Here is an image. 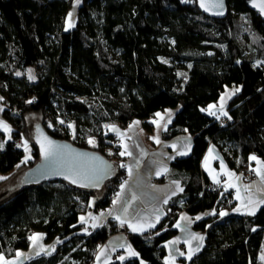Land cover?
<instances>
[{"label": "trees", "instance_id": "16d2710c", "mask_svg": "<svg viewBox=\"0 0 264 264\" xmlns=\"http://www.w3.org/2000/svg\"><path fill=\"white\" fill-rule=\"evenodd\" d=\"M73 1L0 0V94L12 129L0 150V172H29L41 161L31 114L41 117L38 127L51 137L105 155L114 172L101 189L48 179L12 183L13 192L0 201V254L15 260L17 252L29 251V237L41 232L55 251L26 256L23 264H93L117 223L110 219L85 232L80 217L111 206L126 177L118 137L107 126L141 120L152 132L155 114L173 108L163 138L189 133L193 148L172 162L165 179L180 180L183 191L169 200L154 229L129 234L139 256L110 264H166V243L176 235L182 211L204 213L194 229L205 244L191 261L183 257L177 264H259L264 206L254 216L233 212L234 189L225 191L224 180L211 186L202 161L210 144L244 175L253 174L250 156L264 160V19L244 0H228L223 19L204 13L197 0H83L77 24L67 29ZM28 69L31 74L22 73ZM237 87L225 107L231 119L207 113L227 88ZM73 121L75 136L68 127ZM23 139L32 145L26 163Z\"/></svg>", "mask_w": 264, "mask_h": 264}, {"label": "crops", "instance_id": "0c3cea01", "mask_svg": "<svg viewBox=\"0 0 264 264\" xmlns=\"http://www.w3.org/2000/svg\"><path fill=\"white\" fill-rule=\"evenodd\" d=\"M232 92H233V89L227 88L221 96V97H224V96L226 97V102L224 103V110H225L227 102L232 97L231 95ZM229 95H230V98H229ZM0 97H2L1 94H0ZM220 104H221V98L219 99L217 103L211 104V105H215L216 107L213 109H210L211 111H215L216 116L218 117L224 116L220 112ZM0 107L4 108L3 100H0ZM167 110H163L159 112L163 116V120L160 121L161 126L159 129H157V126L153 124L154 128L152 132L147 131V129L144 126L143 121L141 120H134L126 125L121 124V123H115L116 126H118L120 132L124 134L123 139H121L120 136L115 133L118 137V142H119L121 151L125 150L124 145H126L127 151L131 153V155H124V156L120 155L122 159L121 162L122 164L131 167L132 175L131 176L129 175L128 167H125L126 177L121 182L117 190V196L119 194V198H120L119 204H114V201H116L117 199L116 197L112 201L111 206H109L107 209L99 210L97 212L89 211L81 215V217L86 218V223H84L85 228L87 229L93 228L92 227L93 224L102 226L106 224L107 221H109L110 219H114L117 224H120V222L116 219V216L121 215L123 218V213L121 212V209L124 207L126 202L130 205L127 210L128 220L135 223L137 220V215H136L137 213H139L140 217L146 218L147 220H152V221H155L156 216L159 215L160 220H161L166 214L165 209H166V205L169 202V200L172 197L181 193L179 189L183 188V186L180 180L174 179L173 177L165 179V177L169 174L172 162L175 159L185 157L191 153L192 148H193V137L189 133H183V134L177 135L168 140L163 138L164 125L167 124V127L169 126L170 123H167V121L169 118L172 121L175 111L177 109L171 110V117H169ZM208 110H209V107L206 110L207 113H208ZM0 120H3L5 123H7V121L3 117V111L0 112ZM153 120H160V118L155 116V118L152 119V121ZM136 121H139L138 125H134V122ZM0 132H3L2 136L5 138L6 134H4L3 129H0ZM157 135L159 136V140H160L159 144L156 143L154 139H151V137H154ZM186 142L191 145V150L188 151L187 155H183V156L178 155L177 154L178 152L184 150ZM173 144L176 145L175 148L171 147V145ZM209 149H213L211 156H209ZM206 157L209 158L207 169L205 167ZM221 160H223V163L226 166L228 171L235 173L236 176H241V179L238 181L237 180L230 181L228 176L223 175L222 169H221ZM251 162H252V166L250 167L251 169L260 167V165H258L256 161L251 160ZM202 169L205 175L213 183H215L213 180V176L217 174H219L217 178L220 180V182L224 180V182L236 183L237 186L240 188V195L244 198H246L248 195H252L254 198L255 197L264 198V192L260 191L261 188H264V182L260 180V177L257 176L254 172H252L253 176L255 177V180H254V183L252 184V187L246 192L244 190V185H249V184L246 183L243 175H241L240 172H237L236 170L230 168L221 150L215 144L209 145L204 155L203 161H202ZM5 177L8 178V181L5 184H7L9 181L12 182V180H15L13 183L19 184V183H22L23 180L27 179L28 171L26 170L16 171L12 176L11 174H8ZM122 184H125V187L123 188V190H121ZM177 185H179V187H177ZM233 189L235 191V200L237 201L236 208L241 207V201L236 199V189L235 188ZM173 192H175L174 195L172 194ZM133 196H135L136 199L133 200L132 199ZM165 199H167L168 201L166 204L163 203ZM110 209L112 210L111 215L108 214ZM156 209H159V211L157 212ZM235 209L233 210V212H236ZM236 213L243 214V209L241 210V212H236ZM89 214H91L92 217H97L98 219L89 218ZM182 216L190 217L192 220V223L186 224V222L181 219ZM197 216L202 217L204 216V213H200L196 216H192L186 211H182L180 213L178 219L175 222V225L180 224L181 227H186L187 231H181L180 228H177L174 225L175 229L177 230V233L173 238H171L166 243V247H167L166 262L168 261L170 254H171V257L175 259V264H177L179 259L187 256L188 245L184 241L188 239L189 233L203 235L204 240L202 242L200 250L204 247L205 235L202 232L194 229V222L195 220H197L195 219ZM152 229H148L147 231H144L143 233L149 232ZM38 233L43 234L41 232H37V234ZM130 233L140 234V232H132L128 228L126 233L124 234L114 233L104 243L100 244L99 249L95 255L93 264H110L113 261H121L119 257L122 255L125 256V260L129 258L137 257V256H129V253H128V247H127L128 245L131 246L132 250L136 251L129 240ZM43 238L45 239L44 234H43ZM176 238H179L180 243L176 245L169 244L170 241ZM191 243L193 247H196L198 244H200L199 241H192ZM121 245H123V247H121ZM46 249H48L49 252L52 251V249L49 248L48 246L46 247ZM102 249L104 250V255H101ZM181 252L185 253V255L181 256L179 254ZM40 253H44V252L41 250ZM261 255H262V252L260 254V257ZM259 264H262V262L261 263L259 262Z\"/></svg>", "mask_w": 264, "mask_h": 264}, {"label": "snow or ice", "instance_id": "6c2138e0", "mask_svg": "<svg viewBox=\"0 0 264 264\" xmlns=\"http://www.w3.org/2000/svg\"><path fill=\"white\" fill-rule=\"evenodd\" d=\"M184 3H188L189 0H183ZM81 3V0H76V4L79 5ZM199 4L200 7L204 9V11H209L210 9H218V11H214L213 14L214 15H223V8H224V3L223 0H214L213 3H211L210 5L205 3V0H199ZM253 7L259 8V11L261 14H264V0H253ZM73 17V13L69 12L68 13V17H67V23L69 27H74L75 24L73 23L72 20ZM31 70H29L30 72ZM16 75H21V73L17 72ZM35 77L33 76H29V79H34ZM240 88H234L233 92L231 93V95H235L236 92H239ZM227 95V94H226ZM230 98V95H229ZM3 97H0V100H3ZM223 99L224 97H221V104H220V112L224 115L227 116L228 119H231L230 116H228V112L224 110V103H223ZM29 103H31V101H29ZM215 105H209V110H208V114L212 115V116H216V112L215 111H211L210 109L215 108ZM3 111V108L0 107V112ZM201 111H205V109H201ZM169 117H171V110H167ZM157 117L160 118V120H153L152 123L155 124L157 126V129L160 128L161 124L160 121L163 120V116L161 113L157 112L155 114ZM217 119H219V117H217ZM59 123L63 124L64 121L61 120L59 121ZM167 123H171V119L169 118ZM139 121L134 122V125H138ZM49 127H51V125H49ZM69 128L72 129V133L73 136H75V126L73 124H69L68 125ZM107 127H109V129L113 132H115L117 135L120 136L121 139H123V133L120 132V130L114 126V125H108ZM0 129H3L4 132L8 133V140L12 139L11 136V132L12 129L11 127L5 123L3 120H0ZM164 131H167V124L164 125ZM187 131V130H185ZM151 139H154L156 143H160L159 140V136H154L151 137ZM89 144H92L94 147L96 146V142L93 139H90ZM7 143V141H3L0 142V150H2L4 148V145ZM23 146H24V150L25 152L29 153L27 156H25L24 158V163H26L28 160L32 159L31 156V149L28 147V141L24 140L23 141ZM17 147H20V145H17ZM41 147V154L43 159L48 163V167L51 168L55 174L57 175H63L64 179L69 180L70 183L72 184H80V187H98L100 185V182L110 173L107 171V165L106 162L101 161L100 166H91L88 169H83L82 167L78 166L75 162H66L65 160L62 159V155H63V148L64 146H60L55 144L54 141H52L51 139H49L48 137H44L43 142L40 145ZM171 147L175 148L176 145L173 144L171 145ZM124 151H121L119 153V155L124 156V155H131L130 152L127 151V146L124 145ZM191 150V145L189 143H185V147L184 150L178 152V155H187L188 151ZM213 149H209V156H211ZM111 154V153H109ZM86 156V154H83ZM251 160L256 161V163L258 165H260L259 168H253L251 169L252 172H254L257 176L260 177V180L262 182H264V160L259 159L256 155H252L249 157ZM208 157L205 158V167L206 169L208 168ZM17 167H19V165H17ZM120 167H128V173L131 176L132 175V169L130 166L121 164ZM221 169H222V174L226 175L229 177V180H240L241 176H236L235 173L228 171L226 166L223 163V160H221ZM219 174L214 175L213 176V180L215 183L220 184V180L217 178ZM242 175V174H241ZM2 179H6V177H0V180ZM83 181V182H82ZM126 184V182H125ZM125 184L121 185V190H123V188L125 187ZM177 187H179V185H177ZM225 191H227L228 188H235L236 189V199L241 201V207H238L235 209L236 212H241V210L243 209V214L246 215H250V216H254L256 215V212L261 208V206H264V198H260V197H253L252 195H248L246 198L242 197L240 195V188L237 186L236 183L233 182H226L225 185ZM252 187V185H244V190L247 192L250 188ZM181 192L183 191V188L179 189ZM260 191L264 192V188H261ZM173 195L175 194V192L172 193ZM132 199H136L135 196L132 197ZM167 199H165L163 201V203H167ZM120 203V198H119V194L117 196L116 201H114V204H119ZM130 205L126 202L124 207L121 209V212L123 213V218L121 215H117L116 219L120 222V226H124L127 225V227L132 231V232H140L143 233L144 231H147L148 229H152L156 227V224L159 223L160 221V216H156L155 221L152 220H147L146 218H142L139 216V213H137V220L136 222H132L130 220L127 219V215H128V207ZM156 211L158 212L159 209H156ZM109 215L112 214V210H109ZM212 215H215L216 213L213 211L211 213ZM228 215L227 212H221L220 216H226ZM89 218L91 219H98L97 217H92L91 214H89ZM202 217L197 216L195 219L199 220ZM182 220H184L186 222V224H191L192 220L190 217L188 216H182L181 217ZM80 222L81 223H86V218L85 217H80ZM100 225L97 224H93L92 227H98ZM74 227V226H73ZM175 227L180 228L181 231H187L186 227H181L180 224H176ZM256 229L253 228L252 231H255ZM85 232H87V228L84 229ZM156 235H159V232L156 233ZM30 240L33 241V247H37V241L42 240L43 239V234H34L33 236L29 237ZM204 240V236L203 235H199V234H194V233H189L188 239L185 240L184 242L188 245V252H187V260L191 261L193 259V256L196 255L197 252L200 251V247L202 245V242ZM192 241H199L200 244H198L196 247H193L192 245ZM180 243L179 238H176L172 241L169 242V244L171 245H176ZM121 247H123V245H121ZM128 253L129 256H139V253H137L136 251L131 249V246L128 245ZM41 250L44 253L47 254H51V252H49L48 249L43 248L42 245H40ZM49 248L52 249V251H55L54 246H49ZM40 252H37L36 255H40ZM181 256H184L185 253L181 252L179 253ZM101 255H104V250H101ZM17 257H21L23 256V253L21 252H17L16 253ZM99 258V257H98ZM119 259L121 261L125 260V256H120ZM261 260H264V255H261L260 257ZM0 264H17V261L15 260H7L2 254H0ZM141 264H144L143 261H141ZM166 264H175V259L170 257L168 259V261L166 262Z\"/></svg>", "mask_w": 264, "mask_h": 264}, {"label": "water", "instance_id": "95a60500", "mask_svg": "<svg viewBox=\"0 0 264 264\" xmlns=\"http://www.w3.org/2000/svg\"><path fill=\"white\" fill-rule=\"evenodd\" d=\"M197 1H198V5L200 7L199 0H197ZM244 1L246 2V4L248 5L250 10L257 12L262 17V19H264V14L260 13L259 8L253 7V0H244ZM213 2H214V0H205V3H207L209 5ZM257 2H258V0H257ZM223 3H224L223 15H214L213 14V12L218 11V9H210L209 11L206 12V11H204L203 8H201V7L200 8L204 13H206L209 16H212V17L217 18V19H223L228 14V0H223ZM38 128H39L38 131L35 132L36 136H35L34 140L38 144V146L40 148V152H41L40 145L43 142L44 137L46 136L49 139H51L52 141H54L55 144L60 145V146H64L62 159L65 160L66 162H75L78 166L82 167L83 169H88L94 165L100 166L101 161L106 162L107 171L110 174L107 175L100 182V185L98 187L89 186V188L101 189L103 187L105 181L109 177L112 176V174L114 172L113 163L111 161H109L105 157V155H103L102 153L95 151V150H90V149L78 147L75 144L71 143L70 141H64V140L56 139L54 137H51L49 134H47L43 130H41L40 127H38ZM83 154H86V156ZM32 169L33 170L31 173L28 172V177L26 179L29 182H33V181L35 182L37 180L48 179V180L65 181V182L70 183L69 180L64 179L63 175L55 174V172L51 168L48 167V163L43 159L42 154H41V161ZM75 185L80 186L79 183H77ZM15 261H17V264H23L25 262V257L15 259Z\"/></svg>", "mask_w": 264, "mask_h": 264}, {"label": "rangeland", "instance_id": "374dc122", "mask_svg": "<svg viewBox=\"0 0 264 264\" xmlns=\"http://www.w3.org/2000/svg\"><path fill=\"white\" fill-rule=\"evenodd\" d=\"M83 4V0H81V3L79 4V5H77L76 4V0H74L73 1V5H72V7L69 9V11H68V13L69 12H72L73 13V17H72V20H73V23L76 25L77 24V22H78V19H79V14H78V10H79V7L81 6ZM68 13H67V15H66V18H65V26H66V28L68 29V28H71V27H69L68 26V23H67V17H68ZM29 70H31L32 71V69H28V70H24L22 73L23 74H31L32 72L30 71L29 72ZM229 93V92H228ZM227 96V95H226ZM226 102V97L224 96V99H223V103H225ZM3 107H4V104H3ZM4 109V108H3ZM173 108H168V110H172ZM167 110V109H166ZM177 112V110L175 111V113ZM175 115V114H174ZM27 119H28V122H29V125H30V127L32 128V132H31V139H34L35 138V132H37L38 131V123L41 121V117L39 116V115H37V114H31V115H29L28 117H27ZM59 121H61V120H58L57 121V124H58V126L59 127H61V128H63V129H67L66 128V123L64 122L63 124H61V123H59ZM81 122L83 123V125H85V122H84V119H82L81 120ZM68 124H73L74 126H75V133H76V129H77V123L76 122H70V123H68ZM110 125H114V126H116V124L115 123H111ZM170 125V124H169ZM117 128H118V126H116ZM119 129V128H118ZM120 129H121V127H120ZM110 130V129H109ZM111 131V130H110ZM111 132H113V131H111ZM70 133H71V135H73V133H72V129L70 128ZM115 133V132H114ZM4 134H6L5 135V138L3 137V136H1L0 135V142H3V141H8V133H6V132H4ZM11 136H12V134H11ZM81 136H82V134L81 133H79V138L81 139ZM90 139H93V140H95V142H96V146H97V140L96 139H94V138H89L88 139V141L90 140ZM25 140H27V139H25ZM23 141H24V139L21 141V143L23 144ZM28 141V147L31 149V156H32V145H31V142L29 141V140H27ZM89 143V142H88ZM21 145V144H20ZM89 145H91V146H93L92 144H89ZM4 147H5V145H4ZM22 147H23V145H22ZM23 150H24V147H23ZM24 152H25V150H24ZM107 153L109 154V153H111L112 154V152L109 150V151H107ZM29 153H27V152H25V156H27ZM25 158V157H24ZM251 169V168H250ZM32 170L33 169H30V173L32 172ZM242 174V173H241ZM8 174H4V173H2V172H0V177H5V176H7ZM243 175V177L244 176H246V177H244V180L246 181V183L247 184H249V185H252L253 183H254V180H255V177L253 176V174H246V175H244V174H242ZM249 180H253V182H249ZM15 180H12V182L11 181H9L6 185H3L2 186V188L0 187V201L1 200H3L4 198H6L7 196H9L12 192H13V185H12V183L14 182ZM117 197V192L115 193V194H113L112 195V201L115 199ZM34 234H37V233H34ZM33 234V235H34ZM37 243V247H33V241H32V244H31V247H30V249H29V251L28 252H23V251H19V252H21V253H23V256H21V257H17V256H15V259H18V258H22V257H26V256H28V257H32V256H34V255H36V253L37 252H41V250H40V245H42L44 248H46L47 246L49 247V246H55V242H53V243H50L49 245H48V243H46V241H45V239L43 238L42 240H39V241H37L36 242ZM47 245V246H46ZM38 248H39V250H38ZM262 255H264V248H263V250H262ZM262 262V264H264V260H260V263Z\"/></svg>", "mask_w": 264, "mask_h": 264}, {"label": "built area", "instance_id": "2783aa9c", "mask_svg": "<svg viewBox=\"0 0 264 264\" xmlns=\"http://www.w3.org/2000/svg\"><path fill=\"white\" fill-rule=\"evenodd\" d=\"M23 144L21 143V146H22ZM249 182H253V180H249ZM215 185V183H212L211 184V186H214ZM127 230H128V227H127V225H124L123 227L122 226H120V224H117V231H116V233H126L127 232ZM89 231H90V228H89ZM121 254V253H120Z\"/></svg>", "mask_w": 264, "mask_h": 264}]
</instances>
